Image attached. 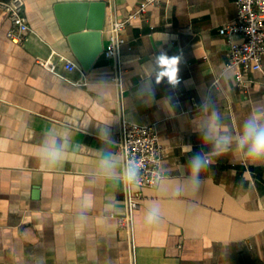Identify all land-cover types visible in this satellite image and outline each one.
<instances>
[{
  "label": "crops",
  "instance_id": "crops-1",
  "mask_svg": "<svg viewBox=\"0 0 264 264\" xmlns=\"http://www.w3.org/2000/svg\"><path fill=\"white\" fill-rule=\"evenodd\" d=\"M21 1L30 28L21 44L6 38L0 10V264H264V164L217 154L203 138L217 128L235 137L264 112V60L243 86L223 70L229 45L218 28L234 18L235 0H162L132 20L121 33V94L111 59L82 70L54 7L103 1L105 47L111 21L142 0ZM161 54L182 56L178 85L161 76ZM121 117L153 124L163 148L164 176L143 189L132 240L119 226L122 183L99 171L106 158L122 169ZM53 140L55 164L45 159ZM196 153L209 164L193 191ZM153 203L155 225L146 220Z\"/></svg>",
  "mask_w": 264,
  "mask_h": 264
},
{
  "label": "built area",
  "instance_id": "built-area-1",
  "mask_svg": "<svg viewBox=\"0 0 264 264\" xmlns=\"http://www.w3.org/2000/svg\"><path fill=\"white\" fill-rule=\"evenodd\" d=\"M162 0H142L137 8L123 19H114L110 23V37L104 47L105 57L111 59L115 72L112 82L118 94L123 92L122 68L119 65L121 46L124 39L122 31L132 20L140 17L149 6H159ZM236 13L232 20L222 23L218 32L229 45V58L223 70H231L237 86H243L247 74L262 69L264 60V0H235ZM0 10L6 13L9 26L6 38L21 44L27 38L30 28L23 13L21 0H0ZM242 36L241 41H234L233 36ZM68 64L75 65L68 60ZM181 80L180 77H178ZM170 86H173L168 82ZM117 151L122 168L130 159L140 163V186L132 190L122 184L124 215L119 219V226L124 228L129 238H133V215L143 196V189L156 186L164 176L161 169L163 148L151 123H137L124 117L120 118ZM209 161V158H206Z\"/></svg>",
  "mask_w": 264,
  "mask_h": 264
},
{
  "label": "clouds",
  "instance_id": "clouds-1",
  "mask_svg": "<svg viewBox=\"0 0 264 264\" xmlns=\"http://www.w3.org/2000/svg\"><path fill=\"white\" fill-rule=\"evenodd\" d=\"M182 60L181 55L168 57L161 54L158 57L160 65L166 70L161 76H167L168 82L173 86L180 83L178 78L179 63ZM213 122V127H214ZM205 140H214V149L217 154H224L231 151L234 156L245 160L252 165L264 164V112L256 111L243 122L239 133L233 137L231 135H221L219 129H216L214 135L205 133ZM45 159L55 164L60 159V149L55 140L47 146ZM209 161L200 153L194 154L188 161L189 179L193 191H198L201 185L200 174L208 166ZM141 165L138 161L130 159L127 164L118 172L116 165L111 158L102 159L99 165V171L107 179H119L120 182L129 189L135 190L140 186L139 169ZM161 216L160 207L153 203L146 213V220L149 224H157Z\"/></svg>",
  "mask_w": 264,
  "mask_h": 264
},
{
  "label": "water",
  "instance_id": "water-1",
  "mask_svg": "<svg viewBox=\"0 0 264 264\" xmlns=\"http://www.w3.org/2000/svg\"><path fill=\"white\" fill-rule=\"evenodd\" d=\"M54 10L69 48L82 70L87 72L91 67L107 65L102 38L105 3L64 2L57 4Z\"/></svg>",
  "mask_w": 264,
  "mask_h": 264
}]
</instances>
